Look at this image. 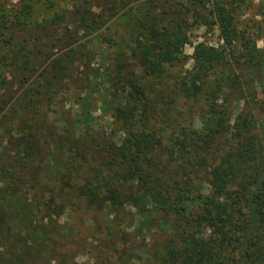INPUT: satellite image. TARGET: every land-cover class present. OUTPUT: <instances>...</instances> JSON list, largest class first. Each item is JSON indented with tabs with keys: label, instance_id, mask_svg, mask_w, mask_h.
Segmentation results:
<instances>
[{
	"label": "trees",
	"instance_id": "obj_1",
	"mask_svg": "<svg viewBox=\"0 0 264 264\" xmlns=\"http://www.w3.org/2000/svg\"><path fill=\"white\" fill-rule=\"evenodd\" d=\"M245 1L0 0V264H264V50L237 30ZM189 19L222 47L183 71ZM105 31L111 54L80 44ZM78 57L108 85L120 143L42 112Z\"/></svg>",
	"mask_w": 264,
	"mask_h": 264
},
{
	"label": "rangeland",
	"instance_id": "obj_2",
	"mask_svg": "<svg viewBox=\"0 0 264 264\" xmlns=\"http://www.w3.org/2000/svg\"><path fill=\"white\" fill-rule=\"evenodd\" d=\"M113 0H110L112 2ZM132 5H136L132 3ZM237 6V11L235 12V22L237 30L241 35H245L252 39V42L256 45L258 49L264 50V0H247L242 4H235ZM95 12H100L99 9H95V6L92 7ZM207 13L206 11L204 12ZM121 14V13H120ZM119 14V15H120ZM116 18L111 20L108 24L110 25ZM190 23L193 19H189ZM192 24V23H191ZM190 25V24H189ZM67 29L74 30L72 25L67 24ZM105 29V28H104ZM105 42H101V38H85L80 41V44H86L88 47H92L93 50L97 49L99 46L104 47L105 50H108L109 53L114 52L113 49L109 48L112 44V40L109 39L112 37V31H105ZM186 35L188 36V43L181 46L179 49V55L185 56L187 58L186 64L183 67V71H189L193 66V50L196 46L201 45L203 47H214L220 49L222 47V41L219 37V32L216 27L205 28L203 26H199L197 24H192L190 26L187 25L185 29ZM117 38V39H116ZM125 38L124 31L122 28H118L117 36L115 39L120 43L119 39ZM239 49V46H237ZM66 51H62V54ZM244 60V58H242ZM111 61L106 59V61H102L101 55H97L95 61L93 62L92 68H106ZM131 65L132 70L136 76H141V68L136 66L134 62ZM68 72V81L66 82L67 88L64 89L62 93L58 94L52 101L43 102L41 106L43 107L42 112L47 114V119L49 120H62L64 123L69 124L75 118L80 119V125L83 129L89 128L92 132L95 133H104L111 138L116 143H120L123 138V134L115 132L114 126L112 124L111 114H102V106L104 105H112V101L110 99V92L108 93V85L106 83H100L99 88L94 86V83L99 82L100 78H96L95 80L90 75L89 70L84 65V60L81 58H77L71 64L66 65ZM93 83V86H92ZM160 95L169 94L166 90L159 88L158 89ZM87 96L88 100H87ZM245 96L247 97L248 95ZM249 99V97H248ZM87 100V101H84ZM256 100H262L261 92L257 91ZM11 100L4 106H12ZM176 106L180 107V110L177 113L173 114V123H178L182 117L181 114L186 109V104H178ZM242 108V103H238L235 106V111L233 114V119L239 114L240 109ZM197 126L199 122H195ZM5 125L7 123L4 122ZM159 132L162 134L163 139L167 136V131L163 124L157 127ZM115 132V133H113ZM48 151V150H46ZM79 212H69L67 216L62 217L61 222H65L69 220L68 225L71 227H75L77 225L78 228V238H81V242H88V237L91 234V227L88 223L81 225L79 219L81 217ZM76 223V224H75ZM78 243H80L78 241ZM75 245V244H74ZM75 248V246H73ZM78 249V247H77ZM93 264V260L89 257V255H80L77 257L76 261L78 263L89 262ZM92 261V262H91ZM53 264H56L55 262ZM131 264H136L134 260H131Z\"/></svg>",
	"mask_w": 264,
	"mask_h": 264
}]
</instances>
